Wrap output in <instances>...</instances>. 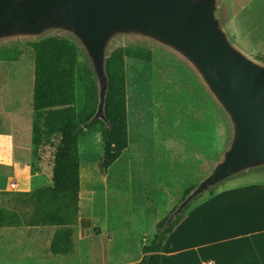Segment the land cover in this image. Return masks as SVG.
<instances>
[{
    "label": "rangeland",
    "instance_id": "rangeland-1",
    "mask_svg": "<svg viewBox=\"0 0 264 264\" xmlns=\"http://www.w3.org/2000/svg\"><path fill=\"white\" fill-rule=\"evenodd\" d=\"M217 6V17L225 26L229 41L259 62L257 57L264 51V14L261 23L255 26L246 20L251 9L248 0H217ZM50 36L67 38L79 51V67L73 77L77 100L68 108L45 107L44 81L34 76L32 53L26 46L27 42ZM128 44L144 45L153 52L150 64L130 59L125 62L129 148L102 176L98 168L103 154L100 133L81 138L80 143L83 163L85 154L93 158L92 164L86 165L88 177L97 183L101 175L99 181L109 194L114 221L121 220L132 237L133 253L129 257H134L140 253L136 247L141 236L153 238L156 221L170 214L182 192L198 185L221 159L230 141V126L200 78L172 51L145 39L118 36L110 42L107 55ZM2 46H17L22 55L18 62H0V132L26 138L28 132L32 134L35 114L41 112V135L46 138L47 148H42L44 141L40 140L36 151L42 150L44 167L48 168L62 128L83 104L86 87L83 67L90 69L88 59L79 43L60 31H50L39 38L2 40ZM88 134L83 130L81 136ZM10 169L0 166V172L10 174L13 171ZM260 178L264 179V175L227 183L244 184ZM95 186L99 188L98 184ZM101 199L102 196L98 198ZM95 244L96 247L88 249V257L63 264H110L100 260L102 247L98 241Z\"/></svg>",
    "mask_w": 264,
    "mask_h": 264
},
{
    "label": "crops",
    "instance_id": "crops-1",
    "mask_svg": "<svg viewBox=\"0 0 264 264\" xmlns=\"http://www.w3.org/2000/svg\"><path fill=\"white\" fill-rule=\"evenodd\" d=\"M248 5L246 20L257 26L264 14V0H248ZM223 29L227 34L225 26ZM95 132L78 136L77 194L52 191V163L44 167L42 150L33 155V133L25 138L0 132V166L13 170L0 172V264L77 262L88 257V249L96 247L97 241L103 263L136 264L141 260L142 248L152 238L143 234L136 247L140 253L129 257L132 237L121 220L114 221L109 194L99 181L101 175L97 183L88 177L86 165L93 158L88 153L82 161L80 139ZM45 139L40 134L42 148H47ZM253 172L224 181L212 197L204 196L191 205L168 236L161 264H264V179L227 183L264 175V169ZM101 196L102 201L98 200Z\"/></svg>",
    "mask_w": 264,
    "mask_h": 264
},
{
    "label": "water",
    "instance_id": "water-1",
    "mask_svg": "<svg viewBox=\"0 0 264 264\" xmlns=\"http://www.w3.org/2000/svg\"><path fill=\"white\" fill-rule=\"evenodd\" d=\"M217 0H0V41L71 35L89 62L98 106L89 123L105 122L107 49L118 36L156 43L178 55L226 116L230 141L221 159L168 215L171 223L196 198L224 181L264 169V64L228 39ZM83 129L78 126L73 135Z\"/></svg>",
    "mask_w": 264,
    "mask_h": 264
},
{
    "label": "trees",
    "instance_id": "trees-1",
    "mask_svg": "<svg viewBox=\"0 0 264 264\" xmlns=\"http://www.w3.org/2000/svg\"><path fill=\"white\" fill-rule=\"evenodd\" d=\"M26 46L32 53L34 76L44 81L45 107L47 109H61L74 106L77 94L73 77L79 67V51L74 43L64 37L50 36L27 42ZM21 55L22 50L17 46L0 47V62H18ZM152 58V50L144 45L128 44L117 47L110 52L105 64L108 80L104 103L105 122L98 120L89 123L97 111L98 90L91 70L86 66L83 67V76L86 81L83 104L75 117L64 125L60 143L51 152L50 182L52 191L60 194H77L79 192L78 136L82 134L83 130H87L88 133L97 131L101 135L103 154L98 164L101 175H106L114 163L128 150L129 130L125 62L130 59L150 64ZM257 60L264 64V51L257 57ZM42 118L41 112L35 114L32 128L34 156L37 155L36 149L39 146ZM80 125L83 126V129L77 136H74L75 129ZM97 126H99L98 130H95ZM194 188L195 185L183 191L174 209ZM215 189H211L202 196L212 197ZM202 196H199L194 202ZM190 206H187L171 223L166 225L168 214L156 225L155 235L148 244L143 246V256L136 264H161V253L167 238Z\"/></svg>",
    "mask_w": 264,
    "mask_h": 264
},
{
    "label": "built area",
    "instance_id": "built-area-1",
    "mask_svg": "<svg viewBox=\"0 0 264 264\" xmlns=\"http://www.w3.org/2000/svg\"><path fill=\"white\" fill-rule=\"evenodd\" d=\"M16 182H17V180H16ZM11 187H12V188H15V184H12Z\"/></svg>",
    "mask_w": 264,
    "mask_h": 264
}]
</instances>
